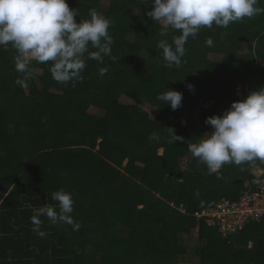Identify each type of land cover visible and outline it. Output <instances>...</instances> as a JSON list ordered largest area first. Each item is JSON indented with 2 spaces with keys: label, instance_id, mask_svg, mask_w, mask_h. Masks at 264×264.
Listing matches in <instances>:
<instances>
[{
  "label": "trees",
  "instance_id": "16d2710c",
  "mask_svg": "<svg viewBox=\"0 0 264 264\" xmlns=\"http://www.w3.org/2000/svg\"><path fill=\"white\" fill-rule=\"evenodd\" d=\"M67 2L77 22L91 10L111 21V56L103 63L85 56L83 79L68 84L52 78L51 62L32 61L25 87L17 83L18 53L0 46V264H264V217L224 234L219 219L200 216L256 189L253 170L264 162L209 174L187 147L214 130L208 117L264 87V13L201 29L181 65L168 67L158 44L180 33L147 15L151 0H111L107 9L101 0ZM169 89L183 94L176 110L157 100ZM123 95L135 103H120ZM167 128L183 139L171 143ZM60 189L72 194L81 227L41 217V238L32 231L33 208L57 206L51 193ZM201 224L194 262L185 241Z\"/></svg>",
  "mask_w": 264,
  "mask_h": 264
},
{
  "label": "clouds",
  "instance_id": "9594fccd",
  "mask_svg": "<svg viewBox=\"0 0 264 264\" xmlns=\"http://www.w3.org/2000/svg\"><path fill=\"white\" fill-rule=\"evenodd\" d=\"M151 2L154 7L147 15L155 23L180 33L172 37L171 44L166 39L158 44L168 67L181 65L189 37L196 38L201 29L214 24L227 28L232 23L264 13V7L258 6L259 0ZM78 15V10L71 8L67 0H0V46L11 44L18 53L15 69L23 78L17 83L26 87V80L34 78L32 61L51 62L52 78L68 84L83 79L85 56L100 63L105 56H111V21L96 10L89 12L90 19L79 22ZM161 35L166 36L167 32L162 31ZM206 44L213 46V40L207 39ZM89 46L96 50L90 51ZM106 72V68H101L99 75L104 76ZM188 87L193 86L189 84ZM157 100L176 110L182 105L183 94L169 89L159 94ZM205 123L214 130L201 136L198 142L188 143L187 147L198 163L206 165L209 174L218 173L226 164L240 166L264 162V87L252 91L244 100L234 101L222 116H210ZM167 130L171 143L183 139L174 129ZM51 199L57 206L45 204L33 208L32 231L41 238L46 237L41 217H47L52 224L66 223L78 230L81 225L71 215L74 211L72 194L60 189L51 193Z\"/></svg>",
  "mask_w": 264,
  "mask_h": 264
},
{
  "label": "built area",
  "instance_id": "2783aa9c",
  "mask_svg": "<svg viewBox=\"0 0 264 264\" xmlns=\"http://www.w3.org/2000/svg\"><path fill=\"white\" fill-rule=\"evenodd\" d=\"M260 171H262L260 174L254 172L258 178L256 189L246 191L239 201L223 199L216 204L215 208L204 211L200 216L206 214L219 219L220 229L224 234L229 231L236 232L237 228L241 229L250 220H259L264 217V170ZM214 211L216 215L208 214ZM213 224H215L214 221Z\"/></svg>",
  "mask_w": 264,
  "mask_h": 264
},
{
  "label": "rangeland",
  "instance_id": "374dc122",
  "mask_svg": "<svg viewBox=\"0 0 264 264\" xmlns=\"http://www.w3.org/2000/svg\"><path fill=\"white\" fill-rule=\"evenodd\" d=\"M110 4H111V0H101L102 8L107 9L110 6ZM133 15H134L133 17L136 18L138 16V11L136 10ZM222 57H223L222 55H217V54H211L210 55V58L212 60H215V61H221ZM258 63L260 65L264 66V59H258ZM36 72L39 75H43V70L42 69H37ZM37 83H38L39 86L43 85V83L41 82L39 77L37 78ZM243 90H244V87H243L242 84H239L238 87L236 88V92L239 95L243 92ZM120 103L126 104V105H129V104L131 105V104H134L135 102L132 99H130L129 97L123 95L120 98ZM144 108H145V110L149 113V115L152 118L157 117L158 114H159L158 110L156 108H154L153 106L149 105V104H146ZM91 111L95 112L96 109L92 108ZM183 122L185 123V120H183ZM162 152H163V149L160 150V153H162ZM125 165H126V161L124 163V166ZM184 167H186L185 164H184ZM260 170H264V165H259V166L254 168V172L259 173V174L262 172ZM212 213H213V215L217 214L216 211L210 212V213L208 212V214H212ZM199 229H200V226H197L196 229H194V231L192 233L193 238L191 240H186L185 241L186 244L188 243V248H189V252L186 255L188 257H193L195 248H196L197 245H199V242L197 240V237H199V235H200V230ZM193 260H194V262L197 260V255H195L193 257ZM187 264H192V263H187Z\"/></svg>",
  "mask_w": 264,
  "mask_h": 264
},
{
  "label": "water",
  "instance_id": "95a60500",
  "mask_svg": "<svg viewBox=\"0 0 264 264\" xmlns=\"http://www.w3.org/2000/svg\"><path fill=\"white\" fill-rule=\"evenodd\" d=\"M200 227H201V229H202V224L200 225ZM201 229H200V230H201Z\"/></svg>",
  "mask_w": 264,
  "mask_h": 264
}]
</instances>
